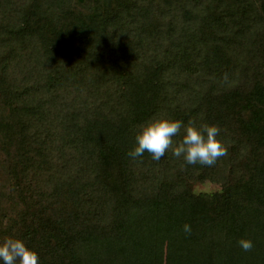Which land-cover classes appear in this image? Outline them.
I'll return each instance as SVG.
<instances>
[{"label":"trees","instance_id":"obj_1","mask_svg":"<svg viewBox=\"0 0 264 264\" xmlns=\"http://www.w3.org/2000/svg\"><path fill=\"white\" fill-rule=\"evenodd\" d=\"M257 2L264 13V0H0V240L22 238L39 264H157L164 244L205 241L210 257L186 264H253L238 241L264 183V117L251 128L231 111L249 101L237 39ZM161 114L218 125L228 155L132 159ZM203 179L223 192L189 188Z\"/></svg>","mask_w":264,"mask_h":264},{"label":"rangeland","instance_id":"obj_2","mask_svg":"<svg viewBox=\"0 0 264 264\" xmlns=\"http://www.w3.org/2000/svg\"><path fill=\"white\" fill-rule=\"evenodd\" d=\"M84 2H89V0H84ZM259 2H257L256 4H252V8L254 12H256V14L253 22H251L252 20H250L251 30H248V34L245 35L243 39H240V37H238L237 39L238 43L244 44L245 47L246 45H248L247 55L245 53L246 51H244L242 53H245V56H243L241 53V56L239 58L240 64L244 66V72L242 73L238 70L236 80H238V85H240L244 89V91L247 92L249 101L244 102V104L241 106H235L231 111L235 118L241 120L244 124H246V127L251 126V128L253 127L252 124H254L255 122L258 123V121H260V119L264 117V45H257L258 41H256L257 36L260 37L261 35H264V13L259 6ZM90 3H92V0H90ZM225 32L227 34V37L230 38L229 40L231 41L234 37L233 32H231L229 29H227ZM248 41H250L249 44ZM239 72L241 73L240 75ZM225 79L228 80L227 77ZM244 137L246 139L253 138V136H251L250 133L248 134V132H246V136ZM258 156L261 157L264 155ZM227 170L228 167L226 169V172L224 170L225 176L229 177ZM228 177L227 179L230 181ZM189 188L196 194L216 192L219 193L223 192L224 190L223 185L220 182H212L208 179L196 181L191 180L189 181ZM237 199L241 203L245 201L242 194H239L237 196ZM246 204H249V206H251L250 208H246V215L252 225V234L249 238L253 241L254 245L252 250L247 252L246 257L251 255L250 258L248 257V259H250L251 262L253 261V264H264L263 182L257 189L256 198L251 199L249 198V196H246ZM192 246V248H187V246L182 247L181 245H176L175 247L168 248L164 244V247L160 254V260L157 264H186L190 261L205 262L206 258L210 257L211 247L210 245H206V241L202 244H199V246H197L196 244H193ZM0 264H3V261H0ZM229 264H232V261H230Z\"/></svg>","mask_w":264,"mask_h":264},{"label":"clouds","instance_id":"obj_3","mask_svg":"<svg viewBox=\"0 0 264 264\" xmlns=\"http://www.w3.org/2000/svg\"><path fill=\"white\" fill-rule=\"evenodd\" d=\"M182 129L183 136L177 142L174 138L181 134ZM169 150L174 157H183L186 164L207 167L215 166L219 159L228 155L218 125L197 124L195 120H189L185 125L183 121L166 114L155 116L140 126L135 145L128 155L136 159L147 152L154 161H159ZM183 231L191 234V225L185 223ZM238 245L246 252L254 246L250 238H241ZM0 261L3 264H39V254L22 238L8 236L0 240Z\"/></svg>","mask_w":264,"mask_h":264}]
</instances>
